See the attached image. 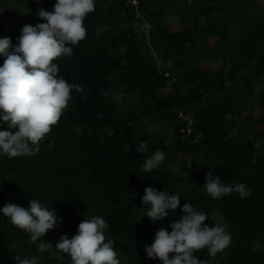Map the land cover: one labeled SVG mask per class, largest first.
Instances as JSON below:
<instances>
[{"label":"trees","instance_id":"trees-1","mask_svg":"<svg viewBox=\"0 0 264 264\" xmlns=\"http://www.w3.org/2000/svg\"><path fill=\"white\" fill-rule=\"evenodd\" d=\"M6 1L0 0V38H10L13 45L24 25L44 22L37 11H51L55 3L13 0L17 10H4ZM166 14L177 17V31L164 23ZM84 26L86 38L71 57L58 61L60 74L83 91L73 93L39 152L0 156V207L8 202L26 206L37 198L62 223L34 244L0 217V264L39 255L41 242L55 248L61 235L71 239L78 224L93 216L109 224L105 235L121 264H160L146 257L145 245L165 219L180 218L186 202L208 214L207 225L217 212L232 235L223 252L211 257L201 249L194 253L198 259L264 264V0H96ZM217 59L228 62L225 69L201 64ZM122 90L129 96L124 109L115 102ZM179 112L192 117L187 138ZM158 124L170 133H149L148 127ZM142 140L149 151L141 155L135 149ZM156 150L165 153V161L146 173L143 164ZM179 170L183 173L176 174ZM208 171L229 185L245 184L251 194L242 199L233 191L213 200L202 190ZM149 186L180 194L177 210L155 223L141 217V198ZM39 264L62 262L44 253Z\"/></svg>","mask_w":264,"mask_h":264},{"label":"clouds","instance_id":"clouds-1","mask_svg":"<svg viewBox=\"0 0 264 264\" xmlns=\"http://www.w3.org/2000/svg\"><path fill=\"white\" fill-rule=\"evenodd\" d=\"M95 8L96 0H55L51 11L43 8L37 11L36 15L44 22L21 28L16 45L8 37L0 38V58H3L0 125L7 126V130H0V156L23 158L39 152L41 142L52 127L60 123L64 110L73 100V93L83 91L82 85L70 83L60 74L58 61L71 57L73 47L86 38L84 21ZM74 128L79 129L77 125ZM106 132L109 136L114 134L112 129ZM53 146L48 144L49 149ZM135 150L141 155L148 152V141H140ZM165 158L163 151L156 150L145 160L143 171L150 173L159 169ZM203 187L213 200L233 191L242 199L251 194L245 184L229 185L214 176L213 171L205 173ZM141 204V208L146 209L141 217L147 216L155 223L166 218L169 211L177 210L180 194L149 186L144 189ZM179 210L182 215L170 223V231L157 230L153 242L145 245L149 260L158 259L160 264H205L194 253L207 249L208 254L215 257L231 245L232 235L224 226L209 227L204 223L209 218L207 213L187 202ZM0 217L27 233L34 244L62 223L55 210L37 198L29 200L26 206L6 203L0 207ZM108 229L104 218L93 216L78 224L77 233L71 239L66 234L61 235L55 248L41 242L36 250L39 255L14 259L16 264H39L41 256L48 253L49 259H59L62 264H65L63 254L70 257L71 264H121L113 240L105 235Z\"/></svg>","mask_w":264,"mask_h":264},{"label":"rangeland","instance_id":"rangeland-1","mask_svg":"<svg viewBox=\"0 0 264 264\" xmlns=\"http://www.w3.org/2000/svg\"><path fill=\"white\" fill-rule=\"evenodd\" d=\"M17 3L13 0H7L6 1V6L3 7L4 10H7V9H12V10H17ZM171 14H166L164 15L163 17V21L164 23L168 26V28L171 30V31H177L179 28H180V23L177 19V17H174V16H170ZM145 27H147V29H149V24L146 23V22H143ZM143 23L139 26L140 28L143 29ZM212 39H209L208 41L210 42ZM152 56H153V59L157 62V63H160L161 62V59L159 57V55L156 53V51H152L151 52ZM227 61L226 60H223V59H217L215 61H213L212 63H206V62H202L201 64L207 68H210V69H216V68H220V69H225V67L227 66ZM257 91H259V88H257ZM129 96L123 92V90L121 92H119L118 94H116V97H115V102H116V105L120 108V109H124L125 108V99L128 98ZM253 103L254 105L256 104V100L255 98H253ZM262 128L264 129V125L262 126ZM148 130H149V133H154V132H157L159 133L160 135H164V134H169L170 133V129H168L167 127H161L159 124L156 125V126H149L148 127ZM176 174H179V173H183L181 172L180 170L179 171H176L175 172ZM202 190L205 191V188L202 187ZM146 214V209H143L141 211V216L142 215H145ZM144 217H147V216H144ZM174 220H176L174 218L173 215H171V217H169L168 219H165L163 222H162V227L163 228H167V229H170L169 228V225L171 222H173ZM222 225L226 228V230L228 231V226H227V223L225 221V219L217 214V212H214L212 215H211V219L208 223V226L209 227H213L214 225Z\"/></svg>","mask_w":264,"mask_h":264},{"label":"built area","instance_id":"built-area-1","mask_svg":"<svg viewBox=\"0 0 264 264\" xmlns=\"http://www.w3.org/2000/svg\"><path fill=\"white\" fill-rule=\"evenodd\" d=\"M128 1H131L134 4L137 3V0H128ZM177 116H178L177 118L179 121H184L187 124L186 127L183 126L180 129V131L183 133L184 137H187L192 131V129H191L192 117L190 114H188V113L186 114L183 112H179Z\"/></svg>","mask_w":264,"mask_h":264}]
</instances>
